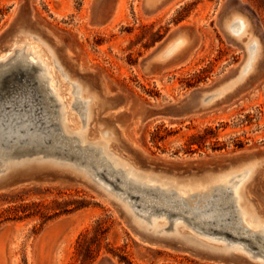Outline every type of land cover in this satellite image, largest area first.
<instances>
[{
    "label": "rangeland",
    "instance_id": "obj_1",
    "mask_svg": "<svg viewBox=\"0 0 264 264\" xmlns=\"http://www.w3.org/2000/svg\"><path fill=\"white\" fill-rule=\"evenodd\" d=\"M156 9H148L144 0H0V55L10 45V61L23 48L30 62L42 61L48 72L53 66L55 75H48L62 103L52 96L46 101L35 89L32 79L42 73L39 66L36 71H7L0 79V131L6 132L8 119L19 123L22 115L19 121L31 119L34 129L29 125V130L40 133L49 146L48 134L58 125L50 116L61 110L70 130L84 128L88 140L102 141L103 120L118 136L117 152L138 169L182 178L221 173L215 185L230 186L237 195L245 176L237 170L241 162L249 158L247 165L257 167L264 152V0H176L162 11ZM233 18H243L249 25L251 35L240 41L250 37L258 45L255 71L207 108H199L200 91L231 79L245 61L248 51L223 27L224 19L229 23ZM183 26L194 30L192 36L183 35L193 37L198 46L189 59L162 70L150 60ZM80 82L108 103L94 136L87 134L89 124L84 125L73 105L87 98L86 92L74 93L73 84ZM65 154L53 157L68 163L80 160ZM227 172L239 176L232 178ZM96 179L111 193L74 172L55 168L1 181L0 264H264L263 233L254 239L233 234L223 225L230 218L197 228L185 214L150 212L154 218L168 216L158 219L166 222L165 230H171L180 216L189 226L180 225V231L246 250L228 256L139 234L120 204H132L134 212H140V194L124 193L120 181L104 172ZM250 190L249 199L259 207L255 211L264 217V173L255 177ZM247 225L258 230L253 223Z\"/></svg>",
    "mask_w": 264,
    "mask_h": 264
},
{
    "label": "bare ground",
    "instance_id": "obj_2",
    "mask_svg": "<svg viewBox=\"0 0 264 264\" xmlns=\"http://www.w3.org/2000/svg\"><path fill=\"white\" fill-rule=\"evenodd\" d=\"M175 1L176 0H144V4L148 9H156L161 6L160 8L156 9V11H162L170 7ZM224 21L225 19L223 20L224 29L227 32L229 31L233 35L236 41H240L242 37L244 36L251 35L249 25L245 19L233 18L231 21H229V23H224ZM183 34H184L183 32H179L178 34L170 35L169 37L171 38L170 41L168 43L167 42L163 43L160 49L158 50V52L151 58L150 61H155L159 63L160 67H162V70L163 69L170 70L169 68L170 67L173 68L174 66L172 67V65L175 64L176 62L183 63V61L189 59L195 52L198 46V43L196 44L194 42L193 37H190L189 35L184 36ZM35 39H38V38L35 37ZM246 39H247L246 41H243V42L240 41L241 45L248 52L246 54L245 61L239 67L238 72L235 74L234 77H232L231 79L225 82H222L218 86H215L213 89L207 90V91H201L200 95L197 98L196 106L202 109L207 108L216 98L222 96L227 91H230L231 89H233L237 84L241 83L249 74H252L255 71L256 61L259 59V55L256 56L258 45L250 37H247ZM8 47H9L8 50L7 51L5 50L3 54L0 55V71L14 64L28 65V64L33 63L39 66L41 68L42 73L38 75V79L40 81V84H42V90L45 96L44 99L47 101L49 100L47 99L48 96H52L54 97V100L58 102L60 106H62V103L59 102L58 99L56 98V95H55L56 93H54L55 92L54 86H52L50 83L52 78H50L48 75L49 72L51 73V75L52 74L55 75L54 67L50 65L49 72H48L46 65L43 64L42 61L30 62L29 60L26 59L23 48L16 50L18 55L15 57V59H12V61H10L11 55L7 54V52H11V46L8 45ZM56 65L58 67V64ZM27 71H31V70H27ZM60 71L65 76V78L68 79L66 73H64L62 70ZM33 77H34V74H33ZM73 86L75 89L74 93L76 95H78L79 92L81 93L86 92V95H87V98H85V100L77 99L75 103L73 104L74 107L77 108L79 115L83 117L84 125L89 124V129H88L87 134H89L90 136L91 135L94 136L95 127L97 126V124L103 122L102 124L106 126L105 131H103L104 139L102 141L101 140H88L86 138L87 135L84 132V128L82 130H77V131L70 130L67 127L66 123L63 121L62 111L61 110L58 111L57 114L54 112L55 115L53 114V116H50V120L56 121L58 123V126H57L58 133L55 132L54 134L53 133L48 134L49 135L48 137H51L52 139V143L49 148L47 149L45 148L43 152H35L31 155L7 156V157L1 155L2 150L0 149V182L12 176H15V175L30 174L34 172L35 170L55 168V169H60V170H65V171H69L72 173L73 172L76 173L78 176L82 177L83 179L89 180L95 187H97L98 189H100L101 191L105 192L108 195L111 193V190L107 187H104L103 184L96 179V175L98 173L104 172L106 175H108V177H111L113 179L115 177L119 178L120 188L123 191H125L124 193H126L127 191H131V192L140 194V198L139 197L138 198H139L140 204L142 205V209L146 208L147 206L148 208L149 207L151 208V211H147L145 213L144 211L142 212V209L140 212L139 211L134 212V208L132 204H129V203L120 204L124 212L129 216L130 223L134 227L135 231L143 236L148 237L149 239L176 240L177 242H181L183 244H186L192 247H198L210 253L218 254L220 256H228V255H232L233 252L235 251L242 252L243 250H245L244 246H238L236 244L235 245L227 244L223 242H222L223 244L222 243L215 244L211 241L206 242V241H203L195 237L192 233L180 231L179 230L180 225H186L187 227L189 226L180 220L181 219L180 216L179 217L176 216L178 214L179 215L185 214L187 216L186 218L188 221L195 220L194 225H196V227L197 226L203 227L207 225L209 222H211V224L213 222L214 224L218 225L220 224V221L230 218L231 221H228L227 223L223 225H225L226 229H228L231 233L237 234V232H239L240 234H246V237H249L250 239L251 238L254 239V238H257V235L260 232H262L263 239H264V217H261L260 215H258V212L255 211L256 209L259 210L258 205L254 204L249 199V195L251 194L250 189H251L253 180L259 174L264 173V157L259 159L260 162H258L257 164H260V165L257 167L252 166V165L250 166L247 165L249 158L241 162L242 167L237 170L245 173V176L242 179V181H240V183L238 184L239 186L237 187V195H236V191H234V189H232V187L230 186H226L225 184H222L221 186L215 185L218 179H221L223 177L221 173L213 174L209 172L199 177L192 176V177L182 178V177L170 176L162 172L154 173L153 171L138 169L136 166L129 163L126 159H124L117 152L115 148L118 142V136L116 132H114L113 129L108 128L103 120H101L102 122L99 121L100 112L102 110H105L108 106L107 101L104 100L88 84H84L80 82L79 84L74 83ZM32 90L35 91L34 89ZM17 101H20V100L17 99ZM91 101L93 102L92 104H91ZM12 106H15V105L12 104ZM37 107H40V106H37ZM97 107L99 109L95 110V108ZM4 112L6 111H3V113ZM10 112L11 110L8 113ZM16 113L17 111L15 112V114ZM20 116L17 119L19 123H16L15 120H12L13 118L10 121L9 119L7 120L6 118L7 122H5L6 124L4 123L6 125V128H5L6 134L4 133L6 137L16 138L14 139V142L12 143V146L10 147L13 149L15 145L17 144V139L23 136L27 137L28 142L31 144H39L40 142H42V139H41L42 137H40L41 136L40 133H38L40 135L39 136L36 133V130L33 131L34 129L33 123L30 121L31 115L29 116L30 120L27 121L26 119L27 121L26 123H24V121L21 119L19 121ZM27 117L28 116H26L25 118ZM29 125L30 126L32 125L33 127L32 132L29 130L30 129ZM38 129H41V128H38ZM21 130L23 131L25 130L24 133H21ZM47 130L48 129H46V132ZM2 138L3 137L0 135V142L3 141ZM49 139L50 138H48V140ZM56 146H61L62 149H65L66 152L69 155H71L73 158H76L78 160L80 159L79 162L76 161V162L68 163L67 161L66 162L62 161V159L58 160V157L54 158L52 154V150ZM68 158L69 157H67V159ZM81 162H84V165L81 166L82 164ZM225 173H226V170L222 172V174H225ZM227 174L229 175L232 174L233 175L232 178H238L239 176L238 174H235V172H227ZM194 190H196L195 193L192 192ZM147 193L149 194V196L152 195L154 197L147 198L146 196H144ZM229 194L231 195L228 196ZM237 202H239L238 205H237ZM155 209H159V210L163 209L167 213L173 212V211L174 213H176L175 215L176 218L174 222L172 223L171 230H165L166 222L161 223V221L158 220V219H163L165 221V218H163L165 214H163L161 218H154L152 215H150V212L155 211ZM165 217H168V216H165ZM248 222L253 223L256 226H258V230L254 231L253 229H251L247 225ZM209 226H210V223H209ZM220 232H221V229H220ZM205 233H206V230H205ZM211 235H213V233ZM259 244L260 243H258L257 246H259ZM261 246L262 245H260V248ZM247 256L248 258H251V259L253 257L248 254Z\"/></svg>",
    "mask_w": 264,
    "mask_h": 264
},
{
    "label": "water",
    "instance_id": "obj_3",
    "mask_svg": "<svg viewBox=\"0 0 264 264\" xmlns=\"http://www.w3.org/2000/svg\"><path fill=\"white\" fill-rule=\"evenodd\" d=\"M179 32H183L189 35L191 34L194 35V30L193 29H189L186 26H183L181 28H178L175 31V34H178ZM21 68H26V69H30L33 68L35 70H40L39 67H37V65L31 63L28 65H20V64H14V65H10L8 68L0 71V79L1 77L10 70H15V69H21ZM39 75V74H38ZM38 75H36L35 77H33L32 79V84L34 85L35 89L40 92L43 96H44V92L42 90V84H40V81L38 79ZM219 85V84H217ZM216 85V86H217ZM215 87V86H214ZM213 87V88H214ZM213 88L207 89V90H211ZM207 90H202V91H207ZM201 92V91H200ZM45 98V96H44ZM49 98V96H48ZM58 125H55L54 129L52 131H50L51 133H54V131H58ZM0 135L3 137V141L0 142V149L2 150L1 155L2 156H26V155H31L32 153L35 152H43L44 149L49 148L51 145L49 146H45L44 141L40 142L39 144H31L28 142L27 137H19L17 139V144L15 145V147L12 149L10 146H12V143L14 142V139H16L15 137L10 138V137H6L4 133H2L0 131ZM52 143V141H51ZM11 150V151H10ZM63 152H65L67 155H69L65 149H62L61 146H56L53 150H52V154H62ZM45 153V152H44ZM71 156V155H69ZM262 157H264V152L262 154ZM115 180H119L118 177L114 178ZM120 181V180H119ZM155 210H159V209H155ZM171 213V212H170ZM175 214V213H174ZM100 264H106V262H101Z\"/></svg>",
    "mask_w": 264,
    "mask_h": 264
},
{
    "label": "trees",
    "instance_id": "obj_4",
    "mask_svg": "<svg viewBox=\"0 0 264 264\" xmlns=\"http://www.w3.org/2000/svg\"><path fill=\"white\" fill-rule=\"evenodd\" d=\"M154 142V141H153Z\"/></svg>",
    "mask_w": 264,
    "mask_h": 264
}]
</instances>
